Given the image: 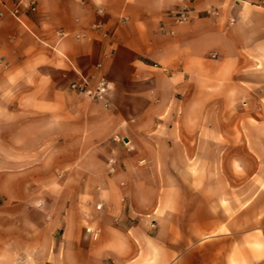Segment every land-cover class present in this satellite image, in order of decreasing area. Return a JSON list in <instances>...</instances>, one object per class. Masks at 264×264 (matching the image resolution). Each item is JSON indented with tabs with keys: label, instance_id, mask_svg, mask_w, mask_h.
I'll return each mask as SVG.
<instances>
[{
	"label": "crops",
	"instance_id": "1",
	"mask_svg": "<svg viewBox=\"0 0 264 264\" xmlns=\"http://www.w3.org/2000/svg\"><path fill=\"white\" fill-rule=\"evenodd\" d=\"M0 12V264H264V0Z\"/></svg>",
	"mask_w": 264,
	"mask_h": 264
},
{
	"label": "built area",
	"instance_id": "2",
	"mask_svg": "<svg viewBox=\"0 0 264 264\" xmlns=\"http://www.w3.org/2000/svg\"><path fill=\"white\" fill-rule=\"evenodd\" d=\"M27 7L29 10L33 11L35 9V6L32 2L27 3ZM9 14L16 18L17 12L16 7H13L9 10ZM206 14L215 15V10H209L206 11ZM3 15L2 12H0V17ZM190 18V11L189 9L182 5L179 6V8L172 14V19L177 23L187 22ZM233 20H231L232 22ZM91 29H97V24H92ZM63 33H59V36H63ZM105 35V34H104ZM76 38H79V35H75ZM1 62V60H0ZM100 64H96L95 67L99 68ZM69 89L76 94H80L83 96L88 97L91 100L99 101L103 100L104 97L108 94L110 86L109 83L106 81L105 77L101 74H96L93 76H79L78 79L73 80L69 83ZM116 168V160L114 158H108L107 160V169L109 173H113ZM38 206L40 203L37 204ZM95 208L97 210L101 209V204L98 203L95 205ZM92 237V239L97 238V231H93L90 229L86 230Z\"/></svg>",
	"mask_w": 264,
	"mask_h": 264
},
{
	"label": "rangeland",
	"instance_id": "3",
	"mask_svg": "<svg viewBox=\"0 0 264 264\" xmlns=\"http://www.w3.org/2000/svg\"><path fill=\"white\" fill-rule=\"evenodd\" d=\"M48 164H50V161L48 162ZM35 189V188H34ZM41 190H43L42 192L43 193H46L47 194V202L48 203H43L41 206H40V208H45L44 207V205L46 206L47 205V207H49L50 208V210H52V211H54L55 210V208H56V206H57V203H56V201L54 200V199H52V195H53V193L52 192H54L55 190H56V188L55 187H44V188H40ZM62 193L64 194V195H67L68 194V188H63L62 189ZM49 215V214H48ZM0 216H2V214H0ZM51 219H52V216H51ZM51 219H46V217L44 218V226L47 224V222H50L51 221ZM37 220V218L33 215V214H26V221L27 222H29V223H32V222H35ZM12 223H13V221H12ZM15 223V222H14ZM15 224H17V222L15 223ZM10 224L9 223H6L5 224V222H3V221H0V232L1 233H3L2 232V230H3V228L5 227V226H9ZM56 235V234H55ZM89 236V238L91 239V240H95V239H92V237H91V235L89 234L88 235ZM3 241V235H1L0 234V242H2ZM0 257L2 258L1 260H3V258H4V252L3 251H0Z\"/></svg>",
	"mask_w": 264,
	"mask_h": 264
}]
</instances>
